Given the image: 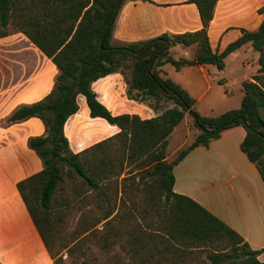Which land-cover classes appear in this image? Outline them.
Here are the masks:
<instances>
[{
    "label": "trees",
    "instance_id": "1",
    "mask_svg": "<svg viewBox=\"0 0 264 264\" xmlns=\"http://www.w3.org/2000/svg\"><path fill=\"white\" fill-rule=\"evenodd\" d=\"M126 1L135 0H121L119 7L118 0H0V26L6 28L11 24L22 32L58 70L54 87L43 100L16 109L8 118L12 124L37 118L45 128L43 136L28 140V147L41 159L43 169L19 182L17 188L51 257L54 259L47 233L53 228L49 212L52 204L59 201L55 195L64 190L60 184L68 180L85 187L86 191L96 192L105 201L113 200L114 205L108 207L100 219L107 220L104 237L107 244L119 233L113 224L118 217L113 214L119 187L125 191V183L131 181V188L141 187L144 199L150 201L159 214L156 199H163L164 209L159 215L160 221L157 219L160 226L154 232L163 231L173 248L222 247V250H230V254L210 256L216 264L225 258L231 259L229 264H264L258 260L263 251L251 250L237 233L209 211L173 191V168L193 148L207 147L233 126L244 128L246 134L241 150L256 166L264 182V17L255 31L242 30L237 40L217 53L212 51L207 35L217 0H190L198 8L203 26L200 31L116 45L112 43L114 21ZM7 35L0 33V38ZM176 44L197 45L195 58L176 60L171 57L169 48ZM246 44L259 53L258 72L243 82L240 106L221 115H200L194 108L195 100L171 79L161 76L164 72L160 67L165 64L175 70L213 65L221 71L225 68L226 58ZM111 74L122 76L128 98L147 104L161 114L150 120L128 114L112 115L92 90L93 82ZM79 95L84 96L90 117L102 118L120 128V132L74 154L64 134V125L77 113ZM186 115L192 119L198 134L190 146L177 152L172 161H167L168 137ZM233 121H236L234 125L231 124ZM117 139L119 147L109 148ZM124 163L130 168L127 176L119 181ZM135 169L141 171L132 174ZM111 183L115 188L114 198L107 196L105 191ZM60 200L65 204L68 202L64 198ZM129 231L133 240L144 242L150 236L141 237L136 227ZM144 261L148 263L147 258ZM54 264H57L56 260Z\"/></svg>",
    "mask_w": 264,
    "mask_h": 264
},
{
    "label": "crops",
    "instance_id": "2",
    "mask_svg": "<svg viewBox=\"0 0 264 264\" xmlns=\"http://www.w3.org/2000/svg\"><path fill=\"white\" fill-rule=\"evenodd\" d=\"M264 17V0H217L207 35L213 52L221 53L242 35L255 31ZM203 28L198 8L190 0H135L124 2L114 21L113 44L146 42L162 35L194 33ZM197 45H172L174 59L192 60ZM259 53L250 44L230 54L225 68L213 65L160 67L161 76L171 79L195 100L202 116H218L240 106L242 84L257 74ZM235 68V70H230ZM58 70L19 31L0 38V264H54L17 185L39 173L43 164L28 147L32 137L43 136L37 118L9 123V116L22 106L43 100L53 89ZM98 101L112 115H135L150 120L161 114L147 104L127 96L120 74L92 83ZM78 111L64 125L72 153L78 154L115 137L120 128L102 118H92L84 96L76 99ZM198 130L186 115L168 137L167 161L193 142ZM242 126L224 130L207 147L193 148L174 168L173 191L187 196L227 225L264 261V182L256 166L241 150ZM114 140L109 148H118ZM106 148V146H104ZM118 178L125 177L126 168ZM141 170L135 169L132 174Z\"/></svg>",
    "mask_w": 264,
    "mask_h": 264
},
{
    "label": "rangeland",
    "instance_id": "3",
    "mask_svg": "<svg viewBox=\"0 0 264 264\" xmlns=\"http://www.w3.org/2000/svg\"><path fill=\"white\" fill-rule=\"evenodd\" d=\"M14 31L16 29L11 24L6 28L0 26V33ZM131 184V181L125 183V191L119 187L116 212L113 214H118L113 224L119 233L110 238L112 243L107 244L104 240L107 220L100 219L107 208L114 205L113 200L109 198L105 201L96 192L86 191L85 187L76 186L68 180L60 184L64 192L59 191L55 195L59 201L51 206L49 221L53 228L47 232L57 264H145L146 258L147 264H216L209 259L210 256L230 254V250L206 245L173 248L163 231L154 232L160 226L163 199H156L159 214L151 202L144 199L142 188L139 186L134 190ZM111 186L105 187V191L107 196L113 195L111 198H114L115 188L112 183ZM61 198L68 202H60ZM131 227H136L140 236H150L144 242L142 239L133 240L130 238ZM229 260L225 258L217 264H229Z\"/></svg>",
    "mask_w": 264,
    "mask_h": 264
},
{
    "label": "water",
    "instance_id": "4",
    "mask_svg": "<svg viewBox=\"0 0 264 264\" xmlns=\"http://www.w3.org/2000/svg\"><path fill=\"white\" fill-rule=\"evenodd\" d=\"M121 0H118L117 7H119ZM236 121H233L231 124L234 125Z\"/></svg>",
    "mask_w": 264,
    "mask_h": 264
}]
</instances>
